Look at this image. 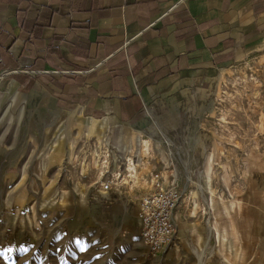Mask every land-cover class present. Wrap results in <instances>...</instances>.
Segmentation results:
<instances>
[{"label":"rangeland","instance_id":"obj_1","mask_svg":"<svg viewBox=\"0 0 264 264\" xmlns=\"http://www.w3.org/2000/svg\"><path fill=\"white\" fill-rule=\"evenodd\" d=\"M190 82L120 124L0 80V264H264V32L244 62ZM157 173L182 202L154 256L137 210Z\"/></svg>","mask_w":264,"mask_h":264},{"label":"crops","instance_id":"obj_2","mask_svg":"<svg viewBox=\"0 0 264 264\" xmlns=\"http://www.w3.org/2000/svg\"><path fill=\"white\" fill-rule=\"evenodd\" d=\"M262 7L261 0H0V80L59 111L131 124L173 85L202 83L248 59L264 32Z\"/></svg>","mask_w":264,"mask_h":264},{"label":"built area","instance_id":"obj_3","mask_svg":"<svg viewBox=\"0 0 264 264\" xmlns=\"http://www.w3.org/2000/svg\"><path fill=\"white\" fill-rule=\"evenodd\" d=\"M166 183L160 173L154 174L151 191L138 203L139 236L154 256L171 247L177 233V213L182 194L175 180Z\"/></svg>","mask_w":264,"mask_h":264}]
</instances>
